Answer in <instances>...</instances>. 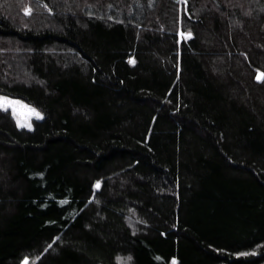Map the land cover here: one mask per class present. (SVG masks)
Instances as JSON below:
<instances>
[{"label":"trees","instance_id":"obj_1","mask_svg":"<svg viewBox=\"0 0 264 264\" xmlns=\"http://www.w3.org/2000/svg\"><path fill=\"white\" fill-rule=\"evenodd\" d=\"M257 70L264 0H0V264H264Z\"/></svg>","mask_w":264,"mask_h":264},{"label":"rangeland","instance_id":"obj_2","mask_svg":"<svg viewBox=\"0 0 264 264\" xmlns=\"http://www.w3.org/2000/svg\"><path fill=\"white\" fill-rule=\"evenodd\" d=\"M0 96L8 97L2 94H0ZM9 98H11L13 101H16L17 103L15 105L8 104L6 107H0V109L10 111L18 127L32 129L33 123L35 121L43 119L44 117L43 113L38 109H36L35 107L27 104L25 101L21 99L13 98V97H9ZM13 108H15L16 111L15 115L13 114ZM32 109H35V112H33ZM36 112L40 113V115H37ZM18 120L21 122L20 124L17 123ZM28 124H31L30 128L27 126ZM27 262L28 261H26L25 263Z\"/></svg>","mask_w":264,"mask_h":264},{"label":"snow or ice","instance_id":"obj_3","mask_svg":"<svg viewBox=\"0 0 264 264\" xmlns=\"http://www.w3.org/2000/svg\"><path fill=\"white\" fill-rule=\"evenodd\" d=\"M26 11H30V9H26ZM183 35V33H182ZM134 62V61H133ZM258 74L256 76L257 80H264V73H261L259 70H257ZM17 102L13 101L11 98L9 97H4V96H0V107H6L8 104H12L15 105ZM33 112H35V109H32ZM13 114H16L15 108H13ZM37 115H40V113L36 112ZM18 124H20L21 122L18 120L17 121ZM29 128L31 127V124L27 125ZM97 184H99V182H97ZM27 260V258H26ZM173 264H176L175 262V258H173Z\"/></svg>","mask_w":264,"mask_h":264}]
</instances>
